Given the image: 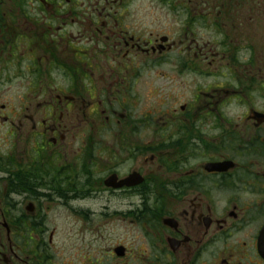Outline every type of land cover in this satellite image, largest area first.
<instances>
[{"label":"flooded vegetation","instance_id":"obj_1","mask_svg":"<svg viewBox=\"0 0 264 264\" xmlns=\"http://www.w3.org/2000/svg\"><path fill=\"white\" fill-rule=\"evenodd\" d=\"M0 264H264V0H0Z\"/></svg>","mask_w":264,"mask_h":264},{"label":"rangeland","instance_id":"obj_2","mask_svg":"<svg viewBox=\"0 0 264 264\" xmlns=\"http://www.w3.org/2000/svg\"><path fill=\"white\" fill-rule=\"evenodd\" d=\"M74 244H77V242H74Z\"/></svg>","mask_w":264,"mask_h":264}]
</instances>
